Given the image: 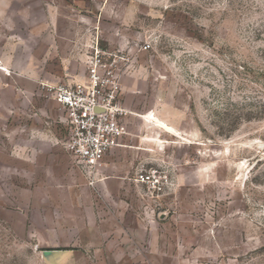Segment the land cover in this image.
Listing matches in <instances>:
<instances>
[{"label": "rangeland", "instance_id": "obj_1", "mask_svg": "<svg viewBox=\"0 0 264 264\" xmlns=\"http://www.w3.org/2000/svg\"><path fill=\"white\" fill-rule=\"evenodd\" d=\"M97 40L129 137L157 140L117 199L130 237L107 236L45 91L86 76ZM0 264H264V0H0Z\"/></svg>", "mask_w": 264, "mask_h": 264}, {"label": "built area", "instance_id": "obj_2", "mask_svg": "<svg viewBox=\"0 0 264 264\" xmlns=\"http://www.w3.org/2000/svg\"><path fill=\"white\" fill-rule=\"evenodd\" d=\"M87 74L79 81L47 85L45 91L68 114L64 146L75 166L90 183L99 175L105 154L128 134L130 111L121 102V82L116 59H107L99 41L90 45ZM145 49L150 44L144 45ZM142 183L159 182L156 171L136 177Z\"/></svg>", "mask_w": 264, "mask_h": 264}, {"label": "crops", "instance_id": "obj_3", "mask_svg": "<svg viewBox=\"0 0 264 264\" xmlns=\"http://www.w3.org/2000/svg\"><path fill=\"white\" fill-rule=\"evenodd\" d=\"M83 58V57H82ZM82 60H85L82 59ZM85 76V75H84ZM80 77L81 80L84 78ZM71 80V79H70ZM127 123H128V119ZM148 130L153 126L147 125ZM155 127V126H154ZM147 131L144 129L143 125H138L134 132H137V137H129V132L122 139V145L116 146L109 150L102 159L101 166L99 168V175L97 177V184L99 185V190L103 195L110 198V204L106 206L107 210L104 218L107 224V236H131L134 235V227L128 226V231L125 235L124 228H120L121 221L125 218L134 217L136 219V213L138 211V205L132 203L123 202L120 203L118 198L125 199V197H135L136 195L131 191L130 187L134 181V174L139 167V164L149 163L155 159V151L153 144L156 139H143L140 133ZM134 165V166H133ZM79 170V169H78ZM80 172L79 183L82 185V190L87 191V186L89 185L88 179ZM136 183V182H135ZM138 184V183H136ZM80 208V207H78ZM84 212L87 211L88 205H83ZM80 211V209H79ZM94 210H92L93 212ZM105 211V210H104ZM128 213V214H127ZM130 215V216H129ZM127 216V217H126ZM89 217L86 214L84 218ZM94 219L98 217L93 215ZM131 219V218H130ZM131 234V235H130Z\"/></svg>", "mask_w": 264, "mask_h": 264}, {"label": "bare ground", "instance_id": "obj_4", "mask_svg": "<svg viewBox=\"0 0 264 264\" xmlns=\"http://www.w3.org/2000/svg\"><path fill=\"white\" fill-rule=\"evenodd\" d=\"M149 118L150 119H154V121H156L157 123H158V125L159 126H162V127H167L168 129H169V127H168V125L164 122V121H162L161 119H159V118H157V117H152L151 115L149 116Z\"/></svg>", "mask_w": 264, "mask_h": 264}]
</instances>
